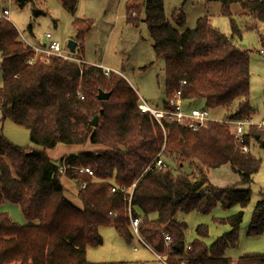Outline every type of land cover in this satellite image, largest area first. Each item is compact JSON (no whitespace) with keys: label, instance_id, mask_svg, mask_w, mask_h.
<instances>
[{"label":"trees","instance_id":"1","mask_svg":"<svg viewBox=\"0 0 264 264\" xmlns=\"http://www.w3.org/2000/svg\"><path fill=\"white\" fill-rule=\"evenodd\" d=\"M210 1L221 3L233 35L242 36L231 13L234 4L264 25L263 0ZM15 2L22 8L29 0ZM60 2L73 14L78 0ZM127 22L134 26L145 23L156 57L165 62L162 109H170L167 100L182 91L184 101L203 100L211 111L223 109L227 120L252 119L250 54L235 44L233 36L221 33L207 18L199 19L194 29L179 31L185 18L174 15L172 23L166 17L164 0L128 5ZM91 25L89 20L73 22L79 43ZM261 41L264 50V37ZM0 55L1 121L11 120L26 128L31 142L42 147H20L0 134V204L18 206L27 223L20 225L0 214V264H124L89 263L87 249L103 244L102 227L113 228L132 243L127 197L111 193V187L128 188L134 183L131 205L133 214L142 220V238L152 250L163 254L164 236L169 235V264H264V255L244 256L236 262L226 256L227 249L238 244L244 209L251 201L252 178L261 164L251 151L242 152L229 127L209 122L192 132L168 118L160 124L140 110L138 94L125 78L114 72L105 75L100 66L53 60L50 65L29 67L32 53L19 41L15 25L6 19L0 20ZM100 91L110 93L109 99L98 100ZM96 117L97 125L92 126ZM261 130L264 127L251 125L245 134L246 144L251 136L261 138ZM58 146L95 148L55 161L48 151ZM162 150L164 158L177 161L178 173L165 160L162 170L152 165ZM185 164L196 172L183 173ZM224 165L239 176V185L245 189L215 188L209 182L207 172ZM80 168H89L94 177ZM63 169L79 186L87 184L78 186L81 208L65 195ZM218 204L225 210L239 208L236 214L216 220L228 224L231 231L208 248L204 239L209 228L200 224L197 238L187 244V223L176 216L193 211L209 215ZM263 233L264 195L254 207L249 235Z\"/></svg>","mask_w":264,"mask_h":264},{"label":"rangeland","instance_id":"2","mask_svg":"<svg viewBox=\"0 0 264 264\" xmlns=\"http://www.w3.org/2000/svg\"><path fill=\"white\" fill-rule=\"evenodd\" d=\"M144 0H78L75 12H69L60 0H29L25 7H19L15 0H0V13L4 9L10 10V21L16 26L18 32L32 42L44 43L45 34L52 33L54 38L61 43L71 39L76 40V31L73 22L76 20H89L92 22L90 30L81 42L83 49L79 58L85 61L83 65H104L120 74L134 88L139 100L146 102L154 109H159L165 102L166 66L162 59L156 57L153 43L144 22L138 26L127 22V6L142 5ZM264 1V0H263ZM166 17L173 22V16L179 15L185 18V25L178 28L184 32L194 29L201 18H207L210 24L226 36L232 37L236 45L246 49L250 54V105L254 111L251 122L254 125L264 123V55L262 37H264V25L256 21L242 10L239 4L231 6L233 20L242 36L233 35L230 18L222 13V5L218 1L210 0H164ZM144 19V14L141 20ZM88 63V64H87ZM3 84V73L0 67V87ZM189 101L184 106L192 108H205L203 100H195L190 106ZM221 109L210 111L211 122H217L229 127L234 133L235 126L230 120L222 117ZM225 113V111H223ZM223 113V114H224ZM1 117V113H0ZM224 122V123H222ZM227 122V123H226ZM261 138L250 137V151L260 161L259 171L253 175L251 189V201L244 209L243 222L238 230V244L230 246L226 256L233 261L249 255H264V233L260 236H250L251 219L256 203L264 195V130ZM249 128L245 129L248 135ZM0 134L14 145L31 150H41L42 147L33 144L29 131L26 128L15 125L11 120L1 121ZM51 150L50 156L57 161L65 152L71 151L68 146H58ZM67 149V150H64ZM80 150L93 149V146L80 147ZM73 150V149H72ZM167 165L178 173L177 161L164 158ZM63 169L62 182L71 189L69 196L76 203L78 197V183L66 176ZM181 171L192 175L196 171L185 164ZM209 182L215 188H227L237 186L239 189L246 187L239 185V176L230 166H221L207 172ZM81 186V185H80ZM79 186V187H80ZM66 191V190H65ZM77 197V198H76ZM81 203V202H80ZM239 211L238 207L225 210L218 204L209 215H202L197 211L189 214L179 213L176 219L187 223L185 232L186 243H192L196 238V227L200 224L209 228L208 237L204 239L210 248L220 237L231 231L228 224H218V218H228ZM0 214L8 215L14 222L25 225L26 220L20 208L10 203L0 204ZM130 229V221L128 225ZM131 230V229H130ZM100 233L104 238V244L99 247H89L87 261L91 263L123 262L124 264H162L156 260L153 254L148 252L144 245L134 238L128 244L117 232L109 227H102ZM141 234V233H140ZM142 236V235H141ZM135 247L139 249L135 251ZM162 255L170 254V248L165 247ZM167 259L168 257L165 256ZM164 258V259H165ZM165 259V260H166ZM169 261V258L167 259Z\"/></svg>","mask_w":264,"mask_h":264},{"label":"built area","instance_id":"3","mask_svg":"<svg viewBox=\"0 0 264 264\" xmlns=\"http://www.w3.org/2000/svg\"><path fill=\"white\" fill-rule=\"evenodd\" d=\"M10 10L5 9L2 13H0V20L6 19L10 21ZM11 22V21H10ZM45 43H36L33 44L32 42L28 41L22 33L19 32V41L24 45V47L29 48L32 56L28 59L27 64L29 67H34L36 65H50L53 60L58 61H67L71 63H75L78 65L85 64V61L79 58V53H81L82 44L77 42L75 52H71L67 46V43H61L60 41L56 40L52 33L45 34ZM261 54L264 55V50L260 51ZM103 70L105 75H109L112 73V69L107 67L100 66ZM185 81H181V85H185ZM83 98V97H82ZM170 109H154L146 104V102H142L139 100V108L142 112L149 113L153 118H155L160 124L163 119L168 118L171 121H176L179 124L186 126L192 132H198L204 127H206L207 123L211 122L213 119L210 117V110L205 107L204 109L199 108H192L190 111L185 110L184 101L182 97V91H177L176 94L171 99L167 100ZM191 105V104H189ZM224 123V122H222ZM227 123V122H226ZM230 124L235 126V131L233 133L235 139L238 141L239 144L242 145V152L245 154L250 152V146L246 144L245 139V129L249 128L252 124L250 120H241V121H230ZM258 127H264V123L258 125ZM152 165L157 170H162L166 168V163L163 159V150L157 155L156 159L152 163ZM152 165L150 167H152ZM80 172H86L90 176L94 177L93 172L89 168H80ZM63 172V171H62ZM87 186L86 183H82L81 187L85 188ZM136 187V183H134L131 187L126 186H113L111 187V193H121L127 197L126 201L128 202L127 206V214L129 215L130 221V229L132 232L133 237L138 241V243L144 245V247L150 249L158 260L163 261L164 264H169L167 259L170 257V254L162 255L156 253L152 250L148 244L143 240L140 234V225H141V218L137 217L133 214L131 200L133 196L134 189ZM111 215H115L110 213ZM165 247L170 248L172 246V240L169 235L164 236ZM137 251V248H134ZM190 247H187V250ZM167 250V249H166ZM165 256L168 258L166 259ZM166 260H165V259Z\"/></svg>","mask_w":264,"mask_h":264},{"label":"crops","instance_id":"4","mask_svg":"<svg viewBox=\"0 0 264 264\" xmlns=\"http://www.w3.org/2000/svg\"><path fill=\"white\" fill-rule=\"evenodd\" d=\"M4 10H5V9H4ZM2 12H3V11H2ZM15 27H16V26H15ZM73 40H75V39H73ZM76 41H77V40H76ZM45 42H46V40H45ZM45 42H44V43H45ZM0 63H1V55H0ZM87 64H88V63H87ZM99 66H103V67H105L104 65H99ZM107 68H109V67H107ZM109 69H111V68H109ZM250 81H251V78H250ZM189 102H190L189 104H191V105L194 103V101H189ZM191 105H190V106H191ZM184 107H185V110L188 111L189 106L186 107V104H185ZM205 107H206V106H205ZM210 111H211V110H210ZM219 111H220V113H222V117H223V115H224V114H223V113H224L223 111H224V110L221 109V110H219ZM212 112H213V111H212ZM0 119H1V117H0ZM250 121H251V120H250ZM259 125H260V124H259ZM58 148H59V147H57V148H55V149H58ZM94 148H95V147H93V149H94ZM72 149H73V150H72ZM64 150H67V149H64ZM80 151H81V150H80ZM80 151H79L78 148H71V151H69V152H65L64 156H65V155H69V154H73V153H77V152H80ZM48 154H49V156H50V154H51V150L48 151ZM50 157H51V156H50ZM51 158H52V157H51ZM52 159H54V158H52ZM224 166H227V165H224ZM228 166H229V165H228ZM62 183H63V182H62ZM63 185H64L65 190H66V191H65V195H66V197H67L70 201H72L77 207H80V208H81L82 205H81L79 199H77L76 203L73 201V199L71 200V198H70L71 195L69 196V193L72 192V191H70L71 189H70V188L68 189V188H67V185H65L64 183H63ZM76 198H77V197H76ZM100 229H101V228H100ZM112 229H113V228H112ZM100 234H101V233H100ZM117 234H118V233H117ZM101 236H102V235H101ZM102 239H103V244H104V238H103V236H102ZM103 244H102V245H103ZM102 245H101V246H102ZM135 248L139 249L138 247H135ZM145 248H146V247H145ZM146 249L148 250V252H150L151 254H153V255L155 256V254H154L150 249H148V248H146ZM88 250H89V248L87 249V255H88ZM154 258H155L156 260H158L156 256H155ZM158 261H160V260H158ZM160 262H162V264H164L163 261H160ZM89 263H91V262H89ZM119 263H123V262H119Z\"/></svg>","mask_w":264,"mask_h":264},{"label":"water","instance_id":"5","mask_svg":"<svg viewBox=\"0 0 264 264\" xmlns=\"http://www.w3.org/2000/svg\"><path fill=\"white\" fill-rule=\"evenodd\" d=\"M76 45H77V42H76L75 40H73V39L69 40L68 43H67V46H68V48L70 49L71 52H75ZM110 95H111L110 93H105V92H103V91H100V92L98 93L97 98H98V100H100V101H106V100L109 99ZM97 122H98V118L96 117V118L91 122V125H92V126H96V125H97Z\"/></svg>","mask_w":264,"mask_h":264}]
</instances>
